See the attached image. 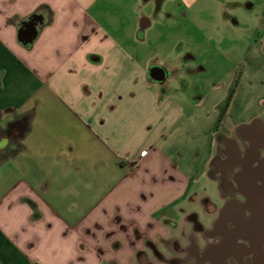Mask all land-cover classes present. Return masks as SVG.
<instances>
[{"label": "crops", "instance_id": "obj_1", "mask_svg": "<svg viewBox=\"0 0 264 264\" xmlns=\"http://www.w3.org/2000/svg\"><path fill=\"white\" fill-rule=\"evenodd\" d=\"M164 3L177 24L203 0H0V264H145V256L161 264L155 250L190 263L243 257L231 221L216 218L223 202L224 215L240 213L255 181L231 178L232 165L215 156L223 136L233 165L243 158L251 170L264 158V142L238 146L264 136V12L254 43L219 84L191 96L181 83L174 95L167 78L187 81L189 62L164 67L156 81L146 52L130 47L160 21ZM229 13L219 12L224 23ZM26 22L37 31L29 43L19 38Z\"/></svg>", "mask_w": 264, "mask_h": 264}, {"label": "rangeland", "instance_id": "obj_2", "mask_svg": "<svg viewBox=\"0 0 264 264\" xmlns=\"http://www.w3.org/2000/svg\"><path fill=\"white\" fill-rule=\"evenodd\" d=\"M248 3H252L253 8ZM156 5V1L148 5L152 8L151 12L147 10L151 18L155 17ZM225 8L231 11L225 15L228 19L226 23L219 14ZM171 12L172 7L161 4L157 10L160 21L154 23L151 31H146L140 42L131 40L130 47L132 50H144L148 65L153 63L169 70L173 67L178 70L182 61L189 62L190 75L187 81L178 73L168 77L167 84L174 87L171 93L175 95L182 90L180 84L185 83L184 89L188 88L193 96L213 83L219 84L226 71L239 62L249 45L254 43L252 38L257 17L264 12V0H203L199 14L190 9V22L180 18L177 24L167 18ZM174 53H178L179 57H167ZM188 57L189 61L186 59ZM174 60H179L178 64ZM202 180L199 187L208 185ZM149 258L152 259L153 254ZM132 264H136V261Z\"/></svg>", "mask_w": 264, "mask_h": 264}, {"label": "flooded vegetation", "instance_id": "obj_3", "mask_svg": "<svg viewBox=\"0 0 264 264\" xmlns=\"http://www.w3.org/2000/svg\"><path fill=\"white\" fill-rule=\"evenodd\" d=\"M242 63L243 62H240L238 64V67ZM222 137L223 136L219 137L220 142H222L223 144L222 146H219L217 148V154L215 156L217 160L219 158H222L227 161V167L232 165L230 170L228 171L231 178L236 179L238 172L239 175H246L247 173H250L252 180L255 181V185H253L252 194L241 195L242 200L239 202L241 209L240 213H237L235 216L224 215L222 210L224 204L223 202L222 205H220V207L218 208L219 210L216 221L219 224L221 221L230 220L232 224V230L236 231L237 236L242 240L244 244V248L242 250L240 249L241 252L244 253L243 257L237 260L230 259L228 264H256V262L254 263V257H256L257 254H264V158L260 157L254 168H252L251 170H248L246 168V163L243 158L240 159V163L238 161V165H233L235 163V160L232 157L233 151L231 149V145L228 140H224ZM263 142L264 136L260 135V137L256 138L239 139L238 146L247 148L251 145H262ZM228 159H231V161ZM223 167L224 166H221L220 168L222 169ZM203 218L206 219L207 216H203ZM198 225V228H200V232L207 236L211 235L210 231H202V226L200 224ZM217 239L220 248L216 250V254L222 255L224 254L225 249L222 245V239L224 242V236H218ZM163 250L169 252L166 247H164ZM155 252L159 254L158 257H160L159 260H161V264H224L221 261L219 262V260L213 258L209 259V257L202 256L198 257L194 262L191 263L190 260L186 261V259L180 260L177 258L164 257L162 259V256H160L161 253L158 252V250H155ZM144 262L145 264H151L150 260H148L146 256Z\"/></svg>", "mask_w": 264, "mask_h": 264}, {"label": "water", "instance_id": "obj_4", "mask_svg": "<svg viewBox=\"0 0 264 264\" xmlns=\"http://www.w3.org/2000/svg\"><path fill=\"white\" fill-rule=\"evenodd\" d=\"M30 22H26L24 24L23 28L20 30V33H19V38L24 43L31 42L37 34V31H36L34 25H32V23H30ZM148 74H149L150 78H152L156 81H162L165 79V77L167 75V71L162 66L154 65V66L149 68Z\"/></svg>", "mask_w": 264, "mask_h": 264}, {"label": "trees", "instance_id": "obj_5", "mask_svg": "<svg viewBox=\"0 0 264 264\" xmlns=\"http://www.w3.org/2000/svg\"><path fill=\"white\" fill-rule=\"evenodd\" d=\"M243 71H244V63L240 64L238 69L236 70L233 81H232V83H231V85L227 91L226 97L224 98V100L220 106L219 113H218L216 122H215L214 127H213V130L215 133L217 132L219 125L222 123V121L224 119L225 113H226V111L230 105L231 99L234 95V92H235L237 86H238V83H239L240 78L243 74Z\"/></svg>", "mask_w": 264, "mask_h": 264}]
</instances>
